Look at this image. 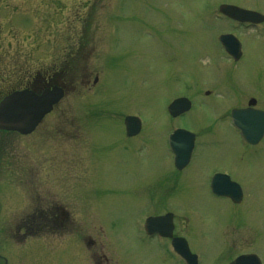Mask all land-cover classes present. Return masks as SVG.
<instances>
[{"label": "rangeland", "instance_id": "rangeland-1", "mask_svg": "<svg viewBox=\"0 0 264 264\" xmlns=\"http://www.w3.org/2000/svg\"><path fill=\"white\" fill-rule=\"evenodd\" d=\"M222 3L264 14V0H0V100L44 87L39 73L55 70L66 84L35 131L0 130V249L10 264H96L90 252L98 248L113 264H177L141 242L148 208L189 218L184 232L200 264H229L255 250L264 259V139L246 145L230 120L246 93L264 108V24L241 30L219 12ZM229 31L244 45L236 65L217 40ZM180 95L194 104L171 117L167 106ZM126 115L142 119L133 139ZM179 126L196 135L182 172L167 142ZM215 173L240 186L242 203L212 195ZM44 194L64 202L71 220L54 235L39 217L35 235H23L18 225L32 224L19 215L31 199L41 207ZM242 236L249 239L238 248Z\"/></svg>", "mask_w": 264, "mask_h": 264}, {"label": "water", "instance_id": "water-1", "mask_svg": "<svg viewBox=\"0 0 264 264\" xmlns=\"http://www.w3.org/2000/svg\"><path fill=\"white\" fill-rule=\"evenodd\" d=\"M221 10L227 15L242 20L249 19L256 21L260 18L257 13L244 11L233 6L223 5ZM62 97L63 90L58 86L45 89L41 94L23 90L6 96L0 103V129L17 130L23 134L32 132L43 117L53 109V106L57 104ZM188 108L189 102L186 99H180L171 104L169 111L173 115H178ZM233 117L235 121H240L242 125H245L246 123L258 121L260 118H263L264 115L260 112L255 115V113L247 111H236L233 113ZM249 119L251 120L250 122ZM126 125L129 136L138 133L140 125L137 123L136 119L128 117L126 119ZM179 133L177 137H181L183 134L189 135L188 132L185 131H179ZM174 136L176 137V134ZM186 145L187 144H185V147ZM190 148L191 147L183 148L184 150L181 149L183 153H185L182 166L185 165L189 159L188 154ZM174 150L176 153L180 152V149L174 148ZM236 264H245V259L239 258Z\"/></svg>", "mask_w": 264, "mask_h": 264}, {"label": "flooded vegetation", "instance_id": "flooded-vegetation-1", "mask_svg": "<svg viewBox=\"0 0 264 264\" xmlns=\"http://www.w3.org/2000/svg\"><path fill=\"white\" fill-rule=\"evenodd\" d=\"M76 204L77 203H75V205ZM64 205H65V203L60 201L55 196H53L51 194H48V195L44 194L43 195V202L41 203V207H37L36 205L34 206L35 208L33 209L32 215L29 216V221L31 222L32 225H34L36 223V221L38 220V218L40 217L42 219V230L46 227L50 228V229H52V233L54 235H56L59 232V229H61V224H63L65 222V220H68V221L71 220L70 215L67 212ZM67 206H69V205L67 204ZM76 206L78 207V209H80V205H76ZM168 213L173 214V226L174 227H173L172 237H163L162 238L163 242H162L161 246H157L158 245V243L156 242V239H158L157 234L152 235V236H148L149 240H146V237H144V239H143V243L148 242V243H150L149 246H152V248L151 247H146V248L152 250L153 248L158 247L160 250H162V253L164 255H167V256L169 255L168 254L169 248H168V246H166V244L167 245L171 244L174 238L185 239V241H187V243L189 244V242L187 240L188 239V233L184 232V230L188 229V224L190 223V220H189V218L187 219V217H184V220L182 221V223L178 222V218L175 216L173 211H170L167 209H166V211H158V212H156L154 210V211L150 212L148 217L163 216V215L168 214ZM179 224H182V228H181V225H179ZM25 227L21 226L20 229H22L24 231V233H26L25 235L28 236L29 232L26 229H29V227H26V228ZM161 229H165V227L162 226ZM178 229H180V230L178 231ZM189 229H190V226H189ZM248 239L249 238H244L243 236L240 239H237L236 247H238V248H239V246L241 247V244L243 243L242 241L243 240L247 241ZM49 242H48V244H49ZM89 244H90V246H93V241L89 242ZM158 248H156L155 250H158ZM249 248L254 249L253 247H249ZM190 249H191V247H190ZM152 251H154V250H152ZM255 251H257V250H255ZM192 252H193V250H192ZM251 253H253V252H249V253L240 252L239 254L236 255V257H238L240 255H244V254H251ZM90 256H91L92 260H95L96 264H113L111 262L110 258L104 253L102 248H98L97 250L95 249L93 251L91 250ZM3 257H5V256L0 254V261L3 260V263L5 264L6 261L8 260V264H9V259L7 257H5V258H3ZM30 257L33 260V253L30 255Z\"/></svg>", "mask_w": 264, "mask_h": 264}]
</instances>
